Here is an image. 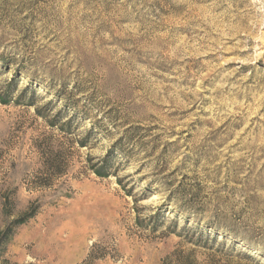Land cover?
Here are the masks:
<instances>
[{
    "label": "rangeland",
    "instance_id": "obj_1",
    "mask_svg": "<svg viewBox=\"0 0 264 264\" xmlns=\"http://www.w3.org/2000/svg\"><path fill=\"white\" fill-rule=\"evenodd\" d=\"M0 96V264H264V0H0Z\"/></svg>",
    "mask_w": 264,
    "mask_h": 264
},
{
    "label": "trees",
    "instance_id": "obj_2",
    "mask_svg": "<svg viewBox=\"0 0 264 264\" xmlns=\"http://www.w3.org/2000/svg\"><path fill=\"white\" fill-rule=\"evenodd\" d=\"M0 98H1L2 101H5V99H3L1 96H0ZM83 143H86V142H83ZM84 145H87V144H84ZM93 169L100 176H108L110 174V169H109V166H108V159H104L102 164L100 166H98V167L97 166H93ZM33 215H34V213L26 214L25 218H23V220H21L20 223H22V222L26 221L27 219L31 218Z\"/></svg>",
    "mask_w": 264,
    "mask_h": 264
}]
</instances>
